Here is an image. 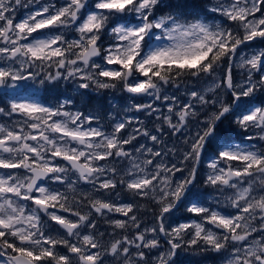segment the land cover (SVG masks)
Returning <instances> with one entry per match:
<instances>
[{
  "label": "snow or ice",
  "instance_id": "1",
  "mask_svg": "<svg viewBox=\"0 0 264 264\" xmlns=\"http://www.w3.org/2000/svg\"><path fill=\"white\" fill-rule=\"evenodd\" d=\"M29 3L36 10L15 22L22 0H0V88L10 90L0 115L11 120L0 123V264H202L208 253L264 264V145L251 143L264 142V101L252 105L264 91V48L242 51L264 43V0H216L203 17L181 0ZM234 65L247 70L241 83ZM69 79L78 89L121 87L124 115L109 112L104 125L99 113L69 110L71 97L53 104L19 91ZM181 87L186 102L165 94ZM137 97L162 99L167 113ZM139 113L161 123L150 130ZM163 125L183 137V150L168 147ZM204 159L211 193L196 189ZM122 192L127 200L112 199ZM137 198L155 206L150 227ZM182 205L195 218L173 226Z\"/></svg>",
  "mask_w": 264,
  "mask_h": 264
},
{
  "label": "rangeland",
  "instance_id": "2",
  "mask_svg": "<svg viewBox=\"0 0 264 264\" xmlns=\"http://www.w3.org/2000/svg\"><path fill=\"white\" fill-rule=\"evenodd\" d=\"M62 2H63V0H40L41 4H45V3H57V4H60ZM215 2H216V0H207L206 4H205L206 11ZM25 4L27 5V7H24ZM35 10H36V5L35 4L29 3V0H22V4L20 6H17V8L15 10V22H18L20 19L25 17L28 14V12L35 11ZM257 15H259V13ZM203 16L204 15H202L201 17H203ZM207 19L209 21H212V22H219L223 18L220 17L217 14L208 13ZM74 36H75V33H71V34H69L68 39H72V38H74ZM104 39H105V45H106L107 41H108V37L106 36V38H104ZM258 48H264V43H260L259 41H257L254 44L250 45L248 48L242 49V51H244L246 53H250L252 51H256ZM238 62L239 61H238V58H237V63ZM49 70L54 73L57 69L55 68V66H53L52 69H49ZM61 71H66V70H61ZM246 78H247V70L246 69H242V68L237 67V66L234 65V67H233V79H234V82L235 83H241ZM253 78L258 80L259 79V74L258 73L254 74ZM80 82L81 81H79L78 79H75V80L74 79L61 80L59 82L60 89H61V91H64V93H67V91H69V92H71L73 94L82 93V92L96 94L98 100H105L109 104V107H110L111 112L113 113V115H115L116 113H119L121 116L124 115V109L127 108L128 103H129V99H128L129 94H127L126 92L122 91L121 87H117L116 89H100V90H97L96 86L94 84H92L89 87V89L85 90V89H78L77 88V84L80 83ZM29 83H31V82H29ZM35 85H36V83L33 84L32 87L27 90V92H24L23 89H20L19 90L20 94L21 95H32L33 98L37 99L35 97V95H38L40 93L41 89H40V87H37V85L36 86ZM0 91L5 93L6 91H10V90H6L4 88H0ZM173 93L176 94V96L179 98L180 101L186 102V96L184 94V88L183 87H181L180 90H178V91L175 88H168L166 90L165 94L171 95ZM8 99H10V96L8 97ZM8 99H7V101H8ZM63 99H65V98H61L59 100H63ZM261 101H264V91H257L255 93V98L252 101V105H257ZM54 102H51V103H54ZM133 102H136V103H154L157 107H159L161 109L162 112H164L165 114L167 113V105L162 99L160 101H155V100H153L151 98H140V97H137ZM100 104H102V103L100 102ZM69 110L76 111L77 109H74L73 107H71V108L69 107ZM132 114L133 113H128V115H132ZM137 115L139 116L140 120L143 121L144 126L148 127L150 130L155 131V125L161 123V121L157 120L155 118V116L149 117L145 113H139ZM12 118H13V120L18 119V117H15V116H13ZM200 118L202 119L203 117L201 116ZM110 119L111 118L108 117V121ZM101 123L103 124L102 121H101ZM93 126H96V125L94 124ZM227 126H228V122L226 121L225 124H224V127H227ZM133 127H137V125L134 124ZM163 127H164L165 131L168 133L167 135H165L163 137V139L165 140V142L168 145V147H172L173 145H175L178 149L183 150V137L179 136V135H172L171 132L167 129V125H163ZM188 129H190L191 132H193V133L195 132V128L193 127V125L191 123L188 125ZM188 129L184 130L186 134L188 133ZM129 131H131V128L129 129ZM238 131H239V129H238ZM229 135L232 136V137H236L237 136L235 132H231V133H229ZM245 135H255V130H253L251 133H245ZM239 138L243 139V137H239ZM145 142H147L149 145H151L150 141H145L144 139H139V143H145ZM251 143L257 144V146L259 144L260 145H264V142L258 141V140H252ZM170 158L173 160V162H177L178 163V161L180 159H182V156H177V157H174V158L170 157ZM208 162L209 161L207 160L206 165H208ZM187 165L189 166L190 163L186 164L185 167H187ZM186 173L187 172H185L184 174L187 175ZM176 178H179V174H177ZM82 185H85V184L83 183ZM86 186L89 187V188H86L83 191H85V190L87 191V189L91 190V186L90 185H86ZM117 191H119V189H117ZM121 198L127 200L128 196H126V197L113 196L112 197V199H121ZM142 205H144V204H142ZM182 208H183V210H182ZM142 209L147 211L146 207H143L140 210H142ZM82 211H87V209L86 208L82 209ZM148 212L149 213H153V211H148ZM137 215L140 217V219L142 218L141 215L138 214V212H137ZM186 216H188V213L185 211L184 206L182 205L178 210H176L174 212V214L171 217H183V218H181L179 220H175V219L171 220L170 219L171 217H170L169 218V223H171L173 226H175L177 223L185 222ZM112 218H121V217L119 216V214H113ZM95 219L97 220V224L99 226L98 230L100 232H105V231H106V233H111L112 232V229L111 230H109V229L107 230V226H106L107 223L105 222V219L100 218V217H95ZM110 228H111V226H110ZM116 232L120 233V230L117 229ZM129 234H133V230L130 229L129 230ZM105 238H107V239H104V242L108 243L109 240H110V237L106 236ZM153 254H155V253H153ZM0 259H2V258H0Z\"/></svg>",
  "mask_w": 264,
  "mask_h": 264
},
{
  "label": "trees",
  "instance_id": "3",
  "mask_svg": "<svg viewBox=\"0 0 264 264\" xmlns=\"http://www.w3.org/2000/svg\"><path fill=\"white\" fill-rule=\"evenodd\" d=\"M206 1L207 0H181V2L186 3L189 6L190 11L198 12L200 16L205 15ZM163 11L166 12L167 9H164ZM156 14L161 15L163 14V12L158 10ZM189 19H191V17H189ZM104 38H106V36ZM48 71L50 70L48 69ZM38 83L39 82H37L36 85L37 87H40L41 90L37 96L39 97L41 102H44V101L54 102L55 101L54 103H56L57 99L71 97L74 100V105L69 106L70 108L73 107L74 109H79L80 111H83L85 113H99L105 117L102 120L103 124L108 125L109 121H108L107 113L111 112V109L109 107V104L105 100H98L96 94L82 92L83 95H81V93L73 94L69 91H67V93H64V91H61L60 89V84L58 88L50 89L46 91V87H50V86H48L47 84L45 86H41ZM6 98L7 97L5 96V93L0 92V107H3L7 104ZM100 102L102 104H100ZM0 122L1 123H4V122L11 123V120H9L6 116L0 115ZM187 168L190 169L191 166L187 165ZM121 196L126 197L127 194L122 192ZM137 203L144 204V207L147 208V211H153L155 208L153 203L148 200H142V199L137 198ZM141 213H142V210H139L138 214L142 215ZM148 216L153 217V213H149Z\"/></svg>",
  "mask_w": 264,
  "mask_h": 264
},
{
  "label": "flooded vegetation",
  "instance_id": "4",
  "mask_svg": "<svg viewBox=\"0 0 264 264\" xmlns=\"http://www.w3.org/2000/svg\"><path fill=\"white\" fill-rule=\"evenodd\" d=\"M225 99H230V97L225 96ZM226 122V121H225ZM228 122V121H227ZM237 141L240 140L239 137H234ZM258 146H261L260 144ZM208 159H204L202 160V162L199 164L198 166V171H197V182H196V189L199 190L200 192H212V189L209 188L208 186H206L204 184V180L206 178V175L208 174V167L206 165ZM191 166V164L189 165ZM83 182H80V184H82ZM230 193L226 192L225 195H229ZM214 195L218 196V193H214ZM221 199V201H223V197H219ZM154 205V204H153ZM223 207V204L221 205ZM183 210V208H182ZM229 211H233L234 209H228ZM148 211H145L144 209H142V215H141V221L143 222V226H151L153 224L154 221V217H150L148 216ZM178 213V212H177ZM191 214L188 213V216H186V218L190 217ZM183 217H171L170 219H175V220H179ZM191 218H195L194 216H191ZM172 222V221H171ZM174 223V222H173ZM107 226V230H111L112 228H110L109 224H106ZM106 232V231H105ZM107 236V235H106ZM105 236V237H106ZM104 237V238H105ZM164 243V240H161V244ZM208 258L207 259H203L200 256H195L193 257V260H202V264H223L222 259L215 253H208L207 254Z\"/></svg>",
  "mask_w": 264,
  "mask_h": 264
}]
</instances>
